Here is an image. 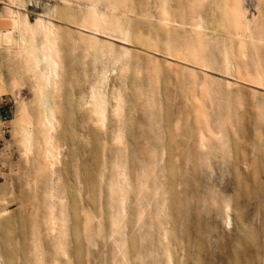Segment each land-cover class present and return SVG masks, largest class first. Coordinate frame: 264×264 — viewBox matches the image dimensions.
I'll use <instances>...</instances> for the list:
<instances>
[{
	"label": "rangeland",
	"instance_id": "1",
	"mask_svg": "<svg viewBox=\"0 0 264 264\" xmlns=\"http://www.w3.org/2000/svg\"><path fill=\"white\" fill-rule=\"evenodd\" d=\"M34 1L59 75L0 47V264H264V0Z\"/></svg>",
	"mask_w": 264,
	"mask_h": 264
},
{
	"label": "bare ground",
	"instance_id": "2",
	"mask_svg": "<svg viewBox=\"0 0 264 264\" xmlns=\"http://www.w3.org/2000/svg\"><path fill=\"white\" fill-rule=\"evenodd\" d=\"M34 2H35L34 0H29L27 3L22 2V4H21V0H8L7 4H5L3 1L1 2L7 7V9H9L8 14L6 15L2 14L3 20L9 19L12 23V28L8 30H0V47L13 46L16 38L15 34L21 37V41L23 42V44L28 43V40L26 39L27 35H31L33 38H36L39 34H41L44 40V44L41 48H39L38 46L35 45V42L32 40L30 44L31 57L32 60L35 62L34 67L36 68V70H39L44 75L43 82L47 85H50L53 83V79L58 77L59 75L58 74V67L60 66V60L58 58V53H59L58 45L60 41L59 40L60 37L58 36L59 30L57 29L54 20H46L45 15H40L35 20H33L30 17V15L27 13L28 11L26 10V8L34 7L35 6ZM91 9L93 12H95L99 9V7L96 5H92ZM0 19H1V15H0ZM92 23H93V27H92L93 31L92 29L88 30V26H84L80 29L89 32L91 34V37L93 38H97V36L100 35L103 37H107L105 34H101L102 31H104V28H107L106 27L107 24L108 26L110 24L104 16L93 17ZM104 81H107V77L105 78ZM42 96L44 101L49 102L48 95L44 88H43ZM105 102L106 101L105 99H103L101 94L95 96L96 112L102 117L106 116L107 107L105 105ZM48 105H49L48 107H49V115H50V112L52 111V105L51 103H49ZM49 120L51 121V118H49ZM25 128L27 131H29V127L26 126ZM29 134L28 136H30V140H32L31 139L32 134L31 133ZM1 205L4 207L3 202H0V207Z\"/></svg>",
	"mask_w": 264,
	"mask_h": 264
},
{
	"label": "built area",
	"instance_id": "3",
	"mask_svg": "<svg viewBox=\"0 0 264 264\" xmlns=\"http://www.w3.org/2000/svg\"><path fill=\"white\" fill-rule=\"evenodd\" d=\"M14 116L13 106L7 99H2L0 103V120L7 124L12 121Z\"/></svg>",
	"mask_w": 264,
	"mask_h": 264
}]
</instances>
